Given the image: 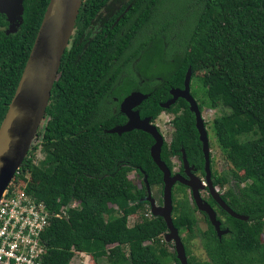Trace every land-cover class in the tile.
<instances>
[{"label": "trees", "instance_id": "obj_1", "mask_svg": "<svg viewBox=\"0 0 264 264\" xmlns=\"http://www.w3.org/2000/svg\"><path fill=\"white\" fill-rule=\"evenodd\" d=\"M107 1L83 0L46 108L43 159L35 163L36 147L31 145L9 185L25 187L53 213L77 203L67 217L53 218L45 229L42 264H71L77 253L89 255L96 264H179L175 253L163 247L164 221L146 217L149 210L142 200L144 177L151 188L162 186L161 172L150 156L152 137L140 130L104 132L111 125L101 116L102 101L113 86H136L132 64L146 84L158 78L154 88L148 84L143 90L150 94L138 108L140 117L154 123L162 112L174 115L171 143H164L160 154L170 169V157H180L184 150L188 163L203 170L188 104L178 99L169 109L160 107L171 98V89L183 88L187 68L191 80L205 90L202 103L228 111L211 125L235 181L236 192L224 193L223 199L248 221L222 212V228L229 232L219 239L205 218L207 230L198 231L206 259L194 260L188 242L197 235V208L186 187H176L172 222L180 234H187L182 242L188 264H264V0H194L192 21L177 34L172 26L176 20L160 17L164 0H129L128 11L121 12L122 34L104 31L101 38L76 47L84 26ZM48 3L24 0L22 24L14 34L5 33L7 21L0 14V125ZM133 39L137 42L131 50ZM204 104H198L200 111ZM131 172L139 175L141 188L129 179ZM226 183L225 176L213 178L214 186L224 188ZM133 213L138 221L129 227ZM106 243L114 247L107 249Z\"/></svg>", "mask_w": 264, "mask_h": 264}, {"label": "water", "instance_id": "obj_2", "mask_svg": "<svg viewBox=\"0 0 264 264\" xmlns=\"http://www.w3.org/2000/svg\"><path fill=\"white\" fill-rule=\"evenodd\" d=\"M23 1L0 0V14L5 16L11 29L17 26V29L15 28L11 33H16L22 24ZM82 2L83 0H49L19 84L0 125V199L27 156L44 120L51 90L62 57L73 34ZM191 76L192 71L189 67L185 73L183 88L171 89L169 91L171 98L160 104V107L164 110L169 109L178 99H182L188 104L189 111L194 115L195 128L201 143L206 172L205 185L190 172L191 168H189L184 150H182L181 157L188 178L184 179L179 175L171 176L169 168L160 157L164 138L158 127L152 124L150 117L141 118L139 111H133L135 107L148 98V95L134 92L126 97L121 104V111L127 117L126 124L107 131L108 134L121 135L133 130H140L152 137L154 143L150 148V156L162 173L163 203L161 207L155 205L154 199L150 195L146 177H144V183L149 192L146 201L150 204L152 215L164 221L167 229L164 241L174 244L176 259L179 264H188V258L179 231L172 222V188L176 183H180L191 190L197 211L207 216L219 239L228 234L229 231L221 230V222L210 206L202 200L200 191L207 188L213 200L226 214L239 221H248V217L235 213L226 205L211 181L208 132L198 103L190 93Z\"/></svg>", "mask_w": 264, "mask_h": 264}, {"label": "rangeland", "instance_id": "obj_3", "mask_svg": "<svg viewBox=\"0 0 264 264\" xmlns=\"http://www.w3.org/2000/svg\"><path fill=\"white\" fill-rule=\"evenodd\" d=\"M194 0H164L162 4V13L160 14L161 18H166V14L169 17V19H175L176 21L173 23L172 26L176 27L175 28V34L178 32L182 33L183 31H186L190 21H192L194 11L192 9ZM10 25V24H9ZM7 23V27L5 28V33H11L15 28L17 29V26H15L14 29H11V27ZM163 66H160L162 68ZM158 79V78H156ZM190 93L195 99V101L198 104H204L202 103L201 98H205V90L202 86L201 83H199L196 79L191 80L190 82ZM201 99V100H200ZM206 99V98H205ZM228 111L226 109H209L206 107L204 104L203 109H202V117L204 119V122L206 124V129L208 132V138L210 140V154L212 158V165H213V170L217 174V176H225L227 179V183L225 184L224 188L218 187V191L221 193H235L236 188H235V181L230 177V169L231 166L227 161L224 159L223 154L221 153L217 142L213 136V133L211 131V125L212 121L216 118L221 116L223 113H227ZM173 114L168 113V112H162L159 117H157L154 121V124L158 127L159 131L161 132L165 143L168 145L171 142V134L173 132V128L170 124V121L173 118ZM46 119H44L38 129L39 136L35 137L32 143V146L36 147V158H35V163H38L40 160L43 159V153L41 152V144L44 142V137L43 134L45 132V124H46ZM171 162L173 166L175 167V170L178 169L179 167V161L177 158H172ZM241 177V173L239 175ZM129 179L132 180L136 185L140 186L142 184V180L139 179V177L136 176L135 173H130ZM185 194L188 196L190 200V195L187 190H185ZM152 196L154 199H156V202L160 200L161 193H160V187H154L152 189ZM181 196V195H180ZM191 202V200H190ZM132 204V203H131ZM118 216L121 215L117 214ZM138 215L136 213H133L128 216V226L131 227L133 224L138 221ZM197 218V223H198V228L201 230L207 229V224L203 220V217L199 214V212H196L195 214ZM181 235L182 238H187V234L185 231H183ZM196 237L194 239H190L188 242V247L190 250V255L194 260H205V252L203 249L202 245V240L199 236V231L196 230ZM262 242L264 243V234L262 235ZM107 249L113 248L114 245L110 243H106ZM165 247L169 254H172L174 251L173 244L172 243H165L163 246ZM126 248L124 251L126 252ZM127 254V253H126ZM71 264H96L93 262L92 258L87 255V254H81L77 253L73 257ZM174 264V263H171Z\"/></svg>", "mask_w": 264, "mask_h": 264}, {"label": "flooded vegetation", "instance_id": "obj_4", "mask_svg": "<svg viewBox=\"0 0 264 264\" xmlns=\"http://www.w3.org/2000/svg\"><path fill=\"white\" fill-rule=\"evenodd\" d=\"M128 2H129V0H108L104 4V6L96 13L94 18L90 19L89 23L86 24V26H84V28H83L84 30L82 32H80V36H79L78 42H75L76 47H79L80 45L84 44L85 42L88 43V42H90V41H92L94 39L101 38V35L104 34V31H107L108 35L109 34H116V33L122 34V31L124 30V24L120 23L121 17H122L121 12H123V11L127 12L128 11V9L130 7V6H127ZM126 6H127L126 10H124ZM136 42H137V40L133 39L131 41L129 49L133 50L134 45H135ZM129 67L133 71L132 73H134V75L138 79V83L137 82L134 83L132 81V84L134 83V85L136 84V86L122 85L121 84L122 86H120L118 88L116 86H113L112 88L107 90V93H106V95H105V97H104V99L102 101V115L101 116H102L103 119H106V121H107L106 124L108 126H110V125L111 126H110V128L104 130L105 133H108L107 131H109V130L115 128V127H120V126H123L124 124H126L127 117L121 111V104H122L123 100L126 97H128L131 93H134V92H139V93H142L143 95H148L149 96V94H150L149 92L143 91L145 86L149 84L148 88H151V87L154 88L155 85H156V83H155L156 78L154 80H151V81L149 79L148 83L146 84L144 80L140 79V75L136 71V68H135L134 64L130 65ZM124 75H126V74H124ZM128 78H130V77H128ZM137 85H138V88H137ZM139 106L135 107L133 109V111H136V110L138 111ZM122 117L124 118V122L123 123H122ZM173 119H174V116H173L172 120ZM194 123H195V118H194ZM152 124H154V123L152 122ZM205 126H206V124H205ZM171 136H172V134H171ZM171 140H172V138H171ZM198 141H199V138H198ZM164 143H165V141H164ZM209 147H210V140H209ZM181 153H182V150H181ZM201 153H202V149H201ZM174 157L178 159L179 167H178L177 170H175V167L173 166L172 162L170 163L171 169L169 168V170L171 172V176L179 175L180 177H182L184 179H187L188 177H187V174H186L185 169L183 167L182 157L181 156L178 157L177 155L171 156L170 157V161ZM202 158H203V154H202ZM203 162H204V158H203ZM188 165H189V168H191L190 172L194 176L199 178L205 185L206 184L205 183L206 182V172H205L204 163H203V170L202 171L196 169L193 165H190L189 163H188ZM131 173H135V172H131ZM135 174H136L137 177H139V175L137 173H135ZM161 175H162V173H161ZM215 175H217V174L213 170L212 158H211V154H210V177H211L212 183H213V178H214ZM179 185H181V184L180 183H176L173 186L172 193H173L174 189H176V187H178ZM141 187H142V185H140V188ZM218 187H219L218 185L215 186L216 191L220 195V198L225 202V200L223 199L224 193L219 192L218 189H217ZM148 188H149L150 195H151L152 199H154L153 196H152V189L154 187L151 188L148 185ZM186 189H187V191H188V193H189V195L191 197L190 198L191 203L194 204V201L192 199L191 190L188 187H186ZM160 191L163 193V183H162V186L160 187ZM162 193H161L160 200H158L156 202V199H154L155 205L157 207H161L162 206V203H163V200H162L163 195H162ZM148 196H149V192H148V190L146 188V184H145V194H144V198L142 200L147 202V208H148L150 214L149 213L146 214V217L150 218L153 215L151 213L150 204H149L148 201H146ZM200 196H201L202 200L204 202H206L210 206V208L216 213L217 219L218 220L220 219L219 221L221 222V230H228L227 228H222V223L225 221V218H224L225 216L222 215L221 213L224 212V211L213 200L209 190L207 188H205L204 190L200 191ZM226 205H227V203H226ZM195 214H196V212H195ZM199 214L203 217V220L205 221V218H207V216L204 213H201V212H199ZM196 220H197V218H196ZM207 220H208V218H207ZM207 228H208V225H207ZM196 229L200 230L198 228V223H197V228ZM203 231H205V230H203ZM165 234L163 235V241H164ZM179 235L181 237V235H183V234L179 233ZM181 241H182V237H181ZM164 243H166V242L164 241ZM173 248H174V244H173ZM173 252L175 253V250Z\"/></svg>", "mask_w": 264, "mask_h": 264}, {"label": "built area", "instance_id": "obj_5", "mask_svg": "<svg viewBox=\"0 0 264 264\" xmlns=\"http://www.w3.org/2000/svg\"><path fill=\"white\" fill-rule=\"evenodd\" d=\"M9 185L0 199V264H42L45 229L53 218L67 217V211L77 208V203L53 213L25 187Z\"/></svg>", "mask_w": 264, "mask_h": 264}]
</instances>
